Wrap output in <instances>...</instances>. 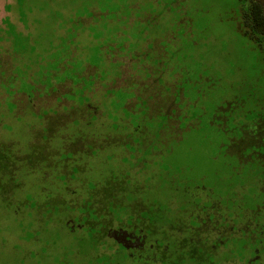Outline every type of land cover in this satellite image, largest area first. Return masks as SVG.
Segmentation results:
<instances>
[{"label": "rangeland", "instance_id": "rangeland-1", "mask_svg": "<svg viewBox=\"0 0 264 264\" xmlns=\"http://www.w3.org/2000/svg\"><path fill=\"white\" fill-rule=\"evenodd\" d=\"M0 264H264V0H0Z\"/></svg>", "mask_w": 264, "mask_h": 264}, {"label": "trees", "instance_id": "trees-1", "mask_svg": "<svg viewBox=\"0 0 264 264\" xmlns=\"http://www.w3.org/2000/svg\"><path fill=\"white\" fill-rule=\"evenodd\" d=\"M241 14H242V21H243L242 22V33L243 35L249 36L251 37V39L254 40V37L252 36V32H253L252 29H253L254 22H255L254 18H252V16L250 18L244 10H241Z\"/></svg>", "mask_w": 264, "mask_h": 264}, {"label": "flooded vegetation", "instance_id": "flooded-vegetation-1", "mask_svg": "<svg viewBox=\"0 0 264 264\" xmlns=\"http://www.w3.org/2000/svg\"><path fill=\"white\" fill-rule=\"evenodd\" d=\"M132 235H130L129 233H126V232H124L123 233V241L125 242V243H123V242H118L122 247H135V248H138V247H140L141 246V236L139 237L138 235H137V233H136V236L134 237L135 238V240L136 241H134V242H130V241H128V240H126L128 237H130V239H132V237H131ZM138 245V247H136ZM140 245V246H139Z\"/></svg>", "mask_w": 264, "mask_h": 264}]
</instances>
